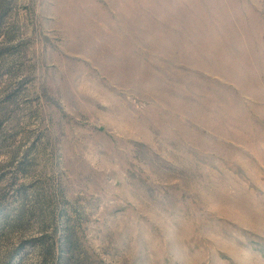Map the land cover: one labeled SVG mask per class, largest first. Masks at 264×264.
Wrapping results in <instances>:
<instances>
[{"label":"rangeland","instance_id":"rangeland-1","mask_svg":"<svg viewBox=\"0 0 264 264\" xmlns=\"http://www.w3.org/2000/svg\"><path fill=\"white\" fill-rule=\"evenodd\" d=\"M0 264H264V0H0Z\"/></svg>","mask_w":264,"mask_h":264}]
</instances>
